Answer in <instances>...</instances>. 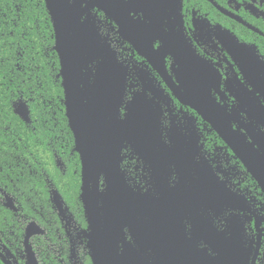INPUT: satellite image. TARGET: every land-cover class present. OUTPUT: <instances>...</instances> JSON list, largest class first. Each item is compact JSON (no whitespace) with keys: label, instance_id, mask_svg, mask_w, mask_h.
Masks as SVG:
<instances>
[{"label":"flooded vegetation","instance_id":"af4514ba","mask_svg":"<svg viewBox=\"0 0 264 264\" xmlns=\"http://www.w3.org/2000/svg\"><path fill=\"white\" fill-rule=\"evenodd\" d=\"M80 1L81 9L86 7L88 0ZM121 1L126 3L129 17L127 39L119 34L114 19L97 8L86 9L81 18V23L87 18L95 22L97 40L108 44L115 52L116 60L126 68L121 116L135 93L142 94L145 105L157 115L156 134L147 148L154 157L161 187L172 192L177 204L185 203L177 216L194 250L200 251L204 264H223L221 259L224 255L229 264H264V194L211 126L193 109L183 105L171 90L181 87V84L187 89H219L218 92L211 91L217 103L227 111L239 108L241 121L264 133L262 127L248 118L244 103L255 98L264 107L263 98L253 90L260 89V83L264 86V0ZM167 37L168 44L175 45L172 48L175 58L171 55L163 58L172 88L130 42L140 39L156 50ZM178 45L187 52L190 60L187 71L179 69L175 60L183 62ZM242 46L249 47L251 51L243 50ZM243 59L263 64L255 80L248 81ZM59 70L60 65L58 73ZM209 70L219 76L216 87L209 85L206 77ZM19 101L27 104L30 118L29 104L22 98L13 103V111ZM61 104L64 106V91ZM241 104L244 111L240 110ZM62 111L65 115V107ZM25 124H31V118ZM232 126L250 142L238 123H232ZM57 140L59 150H62L64 128L61 122ZM132 146L130 142L123 143L120 170L126 184L143 193L152 189L157 180L149 163L136 155ZM73 152L79 158L81 185L80 154L74 150V137ZM54 157L56 165L61 162L60 169H63L62 161L57 155ZM14 158L16 162L18 157ZM103 184L101 175L100 189H103ZM50 192L51 188L49 200ZM5 195L13 200L0 188V203L3 205ZM125 235L129 239L126 230ZM73 246L74 243L72 248L75 250ZM3 248L7 251L0 242V252Z\"/></svg>","mask_w":264,"mask_h":264},{"label":"water","instance_id":"95a60500","mask_svg":"<svg viewBox=\"0 0 264 264\" xmlns=\"http://www.w3.org/2000/svg\"><path fill=\"white\" fill-rule=\"evenodd\" d=\"M44 3L54 32L53 50L60 65L58 77L64 91L65 116L74 137V150L80 154L79 200L87 223L83 236L91 264H204L200 251L194 250L177 216L185 203L177 204L172 192L161 187L154 157L147 148L156 134L157 115L145 105L143 95L135 93L121 116L126 68L116 60L115 52L108 44L97 40L95 22L87 18L81 23L86 9L97 8L114 19L119 34L127 39L129 17L126 3L121 0H88L82 9L80 0H44ZM130 42L172 88L163 63L166 55L175 58L172 52L175 45L168 44V37L156 50L140 39ZM177 48L183 62L175 60L179 69L187 71L190 69L187 52L179 45ZM241 48L251 51L247 46ZM243 62L248 71V81L255 80L263 64L250 59H243ZM185 77L188 78L187 75ZM206 77L210 87L218 86L219 76L215 71H206ZM171 90L183 105L189 106L211 126L264 194V133L241 121L239 108L227 111L217 103L211 91L218 92L219 89H187L181 84V87ZM253 90L264 100L263 84L260 83V89ZM249 95L254 96L253 93ZM244 103L248 118L264 129V107L261 103L255 98ZM242 105L240 110L244 111ZM14 113L23 122H30L26 103L17 102ZM232 123H238L245 130L250 142L233 129ZM124 142L132 143L135 154L151 166L157 180L152 189L136 192L126 184L120 170ZM57 166L61 168V162L58 161ZM101 175L103 189L99 187ZM50 200L61 222L66 227L70 226L72 216L55 189H51ZM3 206L17 212L12 198L7 195ZM43 234L44 231L33 221L25 227L22 241L25 264H39L30 239ZM0 260L3 264H18L4 248L0 252ZM221 261L229 264L226 255Z\"/></svg>","mask_w":264,"mask_h":264},{"label":"trees","instance_id":"16d2710c","mask_svg":"<svg viewBox=\"0 0 264 264\" xmlns=\"http://www.w3.org/2000/svg\"><path fill=\"white\" fill-rule=\"evenodd\" d=\"M53 46L44 0H0V188L13 197L17 208L14 213L0 203V242L18 264H25L24 230L33 221L44 230V235L30 239L39 264H91L79 200L80 163L62 111L63 90ZM20 98L29 104V125L14 114L13 103ZM60 122L62 150L57 140ZM55 155L63 169L56 165ZM49 188L64 200L72 216L70 226L52 207Z\"/></svg>","mask_w":264,"mask_h":264}]
</instances>
